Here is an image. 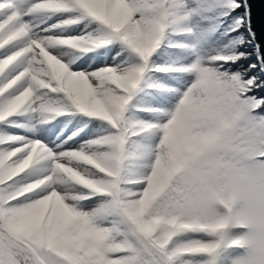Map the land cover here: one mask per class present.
<instances>
[{
    "label": "snow or ice",
    "instance_id": "1",
    "mask_svg": "<svg viewBox=\"0 0 264 264\" xmlns=\"http://www.w3.org/2000/svg\"><path fill=\"white\" fill-rule=\"evenodd\" d=\"M261 89L250 0H0V264H264Z\"/></svg>",
    "mask_w": 264,
    "mask_h": 264
},
{
    "label": "water",
    "instance_id": "2",
    "mask_svg": "<svg viewBox=\"0 0 264 264\" xmlns=\"http://www.w3.org/2000/svg\"><path fill=\"white\" fill-rule=\"evenodd\" d=\"M252 9V27L257 33V38L264 48V31H262V23H264V0H250Z\"/></svg>",
    "mask_w": 264,
    "mask_h": 264
},
{
    "label": "trees",
    "instance_id": "3",
    "mask_svg": "<svg viewBox=\"0 0 264 264\" xmlns=\"http://www.w3.org/2000/svg\"><path fill=\"white\" fill-rule=\"evenodd\" d=\"M256 95L257 96H264V93L261 90H259V91L256 92Z\"/></svg>",
    "mask_w": 264,
    "mask_h": 264
},
{
    "label": "rangeland",
    "instance_id": "4",
    "mask_svg": "<svg viewBox=\"0 0 264 264\" xmlns=\"http://www.w3.org/2000/svg\"><path fill=\"white\" fill-rule=\"evenodd\" d=\"M261 91L264 93V89H261Z\"/></svg>",
    "mask_w": 264,
    "mask_h": 264
}]
</instances>
